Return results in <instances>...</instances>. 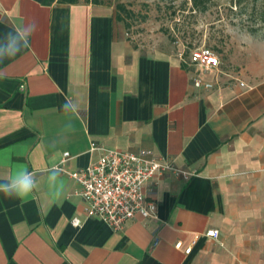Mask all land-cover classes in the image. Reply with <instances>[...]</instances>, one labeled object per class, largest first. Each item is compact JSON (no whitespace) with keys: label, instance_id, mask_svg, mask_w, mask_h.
Instances as JSON below:
<instances>
[{"label":"crops","instance_id":"obj_1","mask_svg":"<svg viewBox=\"0 0 264 264\" xmlns=\"http://www.w3.org/2000/svg\"><path fill=\"white\" fill-rule=\"evenodd\" d=\"M30 19V46L0 64V182L27 167L38 185L0 194V264H264V63L208 70L147 49L106 0H0V34ZM66 99L78 110L63 111ZM93 144L148 151L192 176L150 182L157 218L114 232L87 217L69 176L99 159ZM64 152L53 198L47 177Z\"/></svg>","mask_w":264,"mask_h":264},{"label":"rangeland","instance_id":"obj_2","mask_svg":"<svg viewBox=\"0 0 264 264\" xmlns=\"http://www.w3.org/2000/svg\"><path fill=\"white\" fill-rule=\"evenodd\" d=\"M124 18L129 39L147 49L165 47L186 56L206 46L230 70L264 63V0H212L206 13L192 11V0H106Z\"/></svg>","mask_w":264,"mask_h":264},{"label":"built area","instance_id":"obj_3","mask_svg":"<svg viewBox=\"0 0 264 264\" xmlns=\"http://www.w3.org/2000/svg\"><path fill=\"white\" fill-rule=\"evenodd\" d=\"M190 62L205 69H217L221 65L219 55L211 48L201 46L190 51ZM199 87L203 83L196 81ZM211 88V84H204ZM91 151H101L99 159L90 166L69 173L75 179L80 189L78 195L87 203L86 214L88 218L100 219L114 232L122 231L124 225L141 216L145 219H154L158 216V204L152 198L153 188L148 187L150 182L166 175H174L189 179L192 173L182 170L166 158L156 157L151 152L138 153L124 152L108 149L100 145H92ZM65 153L57 165L59 171L70 159ZM75 225L81 221L74 220ZM206 237L218 240L220 232L210 230ZM151 247L159 245L160 239L155 238ZM195 242L184 248L189 255ZM177 249H183V243L178 242Z\"/></svg>","mask_w":264,"mask_h":264},{"label":"clouds","instance_id":"obj_4","mask_svg":"<svg viewBox=\"0 0 264 264\" xmlns=\"http://www.w3.org/2000/svg\"><path fill=\"white\" fill-rule=\"evenodd\" d=\"M38 27V22L35 19H30L12 31L0 34V64L15 59L27 49L30 46L31 37L38 31ZM62 110L75 112L78 110V104L69 103L66 99ZM59 177L60 172L57 168L49 170L47 182L49 193L53 198L58 195ZM37 185L38 181L35 175L27 167H19L10 177L4 178L0 182V194H3L5 198H24L32 193Z\"/></svg>","mask_w":264,"mask_h":264},{"label":"trees","instance_id":"obj_5","mask_svg":"<svg viewBox=\"0 0 264 264\" xmlns=\"http://www.w3.org/2000/svg\"><path fill=\"white\" fill-rule=\"evenodd\" d=\"M49 3L54 2V0H48ZM61 3H76L78 0H58ZM212 0H192V11L200 12V13H206L210 10V3ZM250 0H234V4L236 7L242 6L244 3ZM254 2H257L259 0H252ZM94 3H100V0H92ZM118 9L121 11H125L126 9L124 8L123 5H119ZM120 19L124 20L123 16L120 13Z\"/></svg>","mask_w":264,"mask_h":264}]
</instances>
